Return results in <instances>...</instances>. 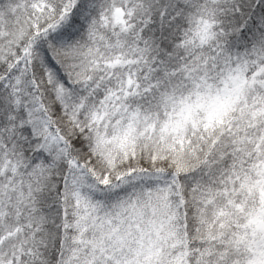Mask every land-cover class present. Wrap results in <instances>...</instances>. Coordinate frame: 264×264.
Returning a JSON list of instances; mask_svg holds the SVG:
<instances>
[{"label": "snow or ice", "instance_id": "obj_1", "mask_svg": "<svg viewBox=\"0 0 264 264\" xmlns=\"http://www.w3.org/2000/svg\"><path fill=\"white\" fill-rule=\"evenodd\" d=\"M0 264H264V0H0Z\"/></svg>", "mask_w": 264, "mask_h": 264}]
</instances>
